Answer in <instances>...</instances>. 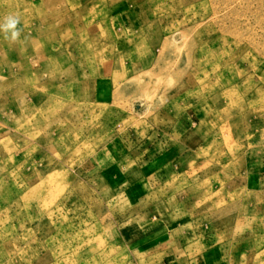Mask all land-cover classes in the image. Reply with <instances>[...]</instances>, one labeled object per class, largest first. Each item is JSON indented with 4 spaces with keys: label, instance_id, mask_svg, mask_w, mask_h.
I'll use <instances>...</instances> for the list:
<instances>
[{
    "label": "rangeland",
    "instance_id": "obj_1",
    "mask_svg": "<svg viewBox=\"0 0 264 264\" xmlns=\"http://www.w3.org/2000/svg\"><path fill=\"white\" fill-rule=\"evenodd\" d=\"M0 264H264V0H0Z\"/></svg>",
    "mask_w": 264,
    "mask_h": 264
},
{
    "label": "clouds",
    "instance_id": "obj_2",
    "mask_svg": "<svg viewBox=\"0 0 264 264\" xmlns=\"http://www.w3.org/2000/svg\"><path fill=\"white\" fill-rule=\"evenodd\" d=\"M19 24L20 18L18 15H9L0 22V33H3L10 42L15 43L21 36Z\"/></svg>",
    "mask_w": 264,
    "mask_h": 264
}]
</instances>
